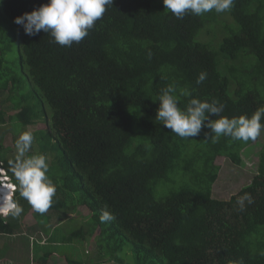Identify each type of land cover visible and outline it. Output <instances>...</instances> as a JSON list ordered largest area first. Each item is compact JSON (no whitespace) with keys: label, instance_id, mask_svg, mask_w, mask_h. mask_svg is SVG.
Instances as JSON below:
<instances>
[{"label":"trees","instance_id":"trees-1","mask_svg":"<svg viewBox=\"0 0 264 264\" xmlns=\"http://www.w3.org/2000/svg\"><path fill=\"white\" fill-rule=\"evenodd\" d=\"M44 3L0 0L7 16L0 22V90L8 81L21 88L5 56L14 36L20 65L40 94L35 101L24 95L10 101L19 108L21 132L44 123L32 131L36 150L28 155L47 156L57 191L39 214L17 187L13 199L23 212L18 219L0 217V239L22 237L21 253L32 250L36 264H48L52 255L65 264H264V139L251 181L229 199H216V158L241 163V150L260 136L246 143L222 136L213 143L204 135L210 129L181 138L155 120L158 97L169 84L177 94L188 88L201 100L217 99L230 118L264 106V0H235L229 12L183 19L163 0H113L71 47L50 43L44 32L28 36L13 22ZM202 71L207 78L197 84ZM188 99L180 97L179 106ZM3 114L2 108V122ZM13 158L0 157L17 184L8 170ZM245 192L254 203L239 211L236 200ZM80 206L90 217L77 230L62 231L60 217ZM104 209L116 219L101 223ZM92 236L98 246L92 253L73 245ZM11 249L0 243V259ZM70 250L83 253L76 259Z\"/></svg>","mask_w":264,"mask_h":264},{"label":"clouds","instance_id":"clouds-1","mask_svg":"<svg viewBox=\"0 0 264 264\" xmlns=\"http://www.w3.org/2000/svg\"><path fill=\"white\" fill-rule=\"evenodd\" d=\"M112 4L113 0H47V3L31 12L15 17L13 22L22 26L24 34L28 36L44 32L51 37L50 43L71 47L89 35ZM163 4L177 19H183L189 14L202 16L212 11L217 14L229 12L234 7L235 0H163ZM206 78L207 73L202 71L196 83L201 84ZM180 97L189 98L183 108L179 106ZM158 100L155 120L162 122L165 128L181 138L198 137L204 129H210V133L204 132V135L213 143L218 142L222 136L246 143L256 141L264 131V106L251 116L245 114L230 118L222 115L225 105L217 99L201 100L193 96L192 90L188 88L180 89L177 94V88L173 84L162 89ZM33 142L34 135L31 131L22 132L15 141L16 152L14 158L8 161V170L17 184L8 175L0 159V185L8 184L6 187L11 190V195L5 194L0 198V217L5 220L8 217L18 219L23 212V207L13 199L17 187L20 197L36 213H46L53 204L57 189L47 174L48 158L45 154L28 155ZM253 203L254 198L248 192L239 195L236 200L239 211H244L247 205ZM99 219L101 223L112 222L116 216L104 209Z\"/></svg>","mask_w":264,"mask_h":264},{"label":"rangeland","instance_id":"rangeland-1","mask_svg":"<svg viewBox=\"0 0 264 264\" xmlns=\"http://www.w3.org/2000/svg\"><path fill=\"white\" fill-rule=\"evenodd\" d=\"M2 7L0 6V22L4 21L2 16L6 17L5 14L2 15ZM1 46L4 44H0ZM6 45V44H5ZM9 49L6 52V63L7 67L10 69L11 76L16 79L17 83L20 85V89L14 88L11 82H8L6 87L0 90V107L3 108L4 114L3 118L5 121H0V133L4 131L3 138L1 144L3 145V149L0 152V157H11L15 156V141L18 136L22 133L20 130L23 129L20 124H18L15 118L16 111L19 109L11 103L10 98L14 101H18L19 97L24 95L29 101H35L37 98V93L40 94L37 86L30 81L25 75L27 72L26 65L21 67L19 62V54H18V45L14 38L7 43ZM0 108V109H2ZM44 127V123H31L26 126V131H33ZM264 139V131L261 132L259 139L254 142V144H249L247 147L243 148L240 152L241 163L235 164L231 162L226 157H217L215 163L219 165L220 169L218 171V178L212 185V194L216 199L227 200L231 195L235 194L241 187L249 183L252 177L256 173V165L258 163L257 151L261 149L262 140ZM32 149H35V144L33 143ZM259 153V152H258ZM28 212V211H27ZM72 217V220L65 222V220ZM90 217L88 210L80 206L76 209L75 213L64 214L60 217V228L62 231L67 232L68 230L73 231L77 230L81 226H83L84 222ZM28 222H33L31 216L27 218ZM84 233L87 231V226L84 227ZM98 228L95 229V234H97ZM40 237V236H38ZM15 238V237H14ZM6 238L3 236L0 239V243H6L9 247H12L5 257L0 259V264H36L33 262L34 252L28 251L26 254L29 257H25L24 253H21L20 249L25 250V247L22 244V241L27 242L22 237L19 238ZM93 236L87 241L73 243L74 246H77L79 250H84V246L90 253L94 252V250L98 249L97 243L95 240H92ZM10 242V243H7ZM81 245V246H80ZM3 245H1V248ZM129 252V251H127ZM72 253L76 259L83 253L78 250H70L68 254ZM124 258L128 262H132L133 257L130 256V253H125ZM32 259V260H31ZM115 261L111 260L109 262H105L103 264H114ZM48 264H65L61 258L52 255L48 259Z\"/></svg>","mask_w":264,"mask_h":264},{"label":"bare ground","instance_id":"bare-ground-1","mask_svg":"<svg viewBox=\"0 0 264 264\" xmlns=\"http://www.w3.org/2000/svg\"><path fill=\"white\" fill-rule=\"evenodd\" d=\"M6 185L8 184L0 185V198H3L5 194L11 195V190H9Z\"/></svg>","mask_w":264,"mask_h":264},{"label":"crops","instance_id":"crops-1","mask_svg":"<svg viewBox=\"0 0 264 264\" xmlns=\"http://www.w3.org/2000/svg\"><path fill=\"white\" fill-rule=\"evenodd\" d=\"M71 218H72V217H71ZM64 232H65V231H64ZM84 249H85V246H84ZM11 250H12V249H11ZM25 257H29V256L26 255Z\"/></svg>","mask_w":264,"mask_h":264}]
</instances>
